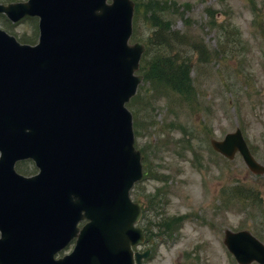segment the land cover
Instances as JSON below:
<instances>
[{
	"label": "water",
	"instance_id": "95a60500",
	"mask_svg": "<svg viewBox=\"0 0 264 264\" xmlns=\"http://www.w3.org/2000/svg\"><path fill=\"white\" fill-rule=\"evenodd\" d=\"M0 13L38 17L40 30L31 46L0 29V264H135L145 234L130 190L143 167L126 103L143 79L135 72L145 47L129 44L133 1L28 0ZM212 145L264 174L240 129ZM26 158L38 175L15 172ZM224 242L239 264H264L250 232L227 230Z\"/></svg>",
	"mask_w": 264,
	"mask_h": 264
},
{
	"label": "rangeland",
	"instance_id": "374dc122",
	"mask_svg": "<svg viewBox=\"0 0 264 264\" xmlns=\"http://www.w3.org/2000/svg\"><path fill=\"white\" fill-rule=\"evenodd\" d=\"M133 1L165 4L161 16L182 34L167 53L188 62L191 86L179 94L155 82L136 102L135 144L150 173L131 198L144 206L145 264H238L225 231L248 230L264 243V174L239 154L220 155L211 140L240 128L264 165V0ZM149 17L141 8L134 32L152 55L157 28ZM0 28L22 44L38 41L36 18L13 24L2 17Z\"/></svg>",
	"mask_w": 264,
	"mask_h": 264
},
{
	"label": "trees",
	"instance_id": "16d2710c",
	"mask_svg": "<svg viewBox=\"0 0 264 264\" xmlns=\"http://www.w3.org/2000/svg\"><path fill=\"white\" fill-rule=\"evenodd\" d=\"M144 6L148 9V12H145ZM144 6L141 5V3H137L136 16L137 14H141V8L143 9L144 17L150 15L149 19L157 28L155 31L156 39L153 41V44H155L157 49H155V52L152 55L149 51L146 52L142 59L140 72L144 76V85L141 86L139 94L129 104V107L133 112H135L136 102L141 96V91L146 85L149 86L147 89L149 91L151 90L152 84L155 82L168 86L171 88L170 90L175 93L185 94L186 92L191 91L188 62L167 53V50L172 45L173 41L179 40V33L173 31L168 22L169 20H166L161 16L167 10L165 4L146 2ZM135 24H137V19H135ZM23 41L28 42L26 38H24ZM163 55H165L164 58H162ZM135 117L137 118L136 112ZM149 172L150 170L147 171V173Z\"/></svg>",
	"mask_w": 264,
	"mask_h": 264
}]
</instances>
